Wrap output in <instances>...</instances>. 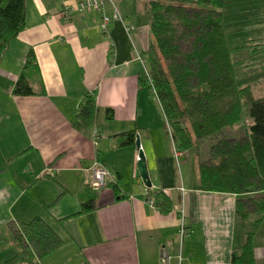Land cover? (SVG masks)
<instances>
[{"label": "crops", "instance_id": "obj_1", "mask_svg": "<svg viewBox=\"0 0 264 264\" xmlns=\"http://www.w3.org/2000/svg\"><path fill=\"white\" fill-rule=\"evenodd\" d=\"M79 1L24 0L25 27L1 57L0 153L12 161L0 176V214L7 219L0 229L8 221L34 218L52 228L63 245L36 264H159L163 246L172 264L179 255L181 264H231V255L240 253L245 234L252 232L255 263L264 264V216L257 226L256 216L241 224L235 195L206 192L199 185L198 162L208 149L172 156L177 147L165 116L133 61L135 53L148 61L146 2L116 1L122 21L104 35L97 13L75 10ZM106 13L111 15L109 4ZM30 51L36 68L26 77L34 95L13 96ZM89 97L95 114L85 126L75 115ZM127 132L134 133V142L138 137L150 188L137 171L135 145L119 147ZM95 162L109 172L108 186L98 192L89 187ZM159 191L172 204L168 213L145 203L148 194ZM22 199L12 216V206ZM89 200L93 210L75 216ZM181 223L187 235L179 247Z\"/></svg>", "mask_w": 264, "mask_h": 264}, {"label": "trees", "instance_id": "obj_2", "mask_svg": "<svg viewBox=\"0 0 264 264\" xmlns=\"http://www.w3.org/2000/svg\"><path fill=\"white\" fill-rule=\"evenodd\" d=\"M144 1L152 37L147 50L149 81L165 116L167 134L177 150L188 152L223 130L230 132L247 109L252 124L244 135L227 136L211 144L206 159L198 162L197 174L204 191L235 195L239 222L244 224L256 216L257 226L264 216V96L254 98L250 87L240 84L235 73L237 63L228 44L230 28L225 13L233 0ZM24 27V0H0V60ZM35 68L30 51L13 96L34 95L26 75ZM140 81L150 91L142 73ZM94 114L95 104L89 97L75 119L89 126ZM105 114L107 120L112 119L110 110ZM121 136L124 140L120 148L134 144L133 132ZM11 161L0 153V176L8 171ZM112 187L116 192V186ZM152 197L159 212L172 210L163 192L152 193ZM93 208L94 200L84 202L75 216ZM62 245V239L39 218L27 223L9 221L0 229V252H14L2 264H36ZM231 264H256L252 232L245 234L240 253L231 255Z\"/></svg>", "mask_w": 264, "mask_h": 264}, {"label": "rangeland", "instance_id": "obj_3", "mask_svg": "<svg viewBox=\"0 0 264 264\" xmlns=\"http://www.w3.org/2000/svg\"><path fill=\"white\" fill-rule=\"evenodd\" d=\"M225 13L230 28L228 44L232 50V57L237 63L235 73L238 82L243 86H249L254 98H261L264 96V0H233ZM251 124L252 120L245 108L240 122L233 126L230 132L223 130L211 136L199 147L203 151L218 139L227 138V136L241 137ZM1 183L2 181L0 186ZM107 186L106 184L104 188ZM25 201L22 199L16 206L13 205L15 207L12 206V216H15L17 208ZM3 220L7 219H1L0 214V222ZM250 229L251 226L246 228L247 231ZM13 254L12 249L0 252V264Z\"/></svg>", "mask_w": 264, "mask_h": 264}, {"label": "built area", "instance_id": "obj_4", "mask_svg": "<svg viewBox=\"0 0 264 264\" xmlns=\"http://www.w3.org/2000/svg\"><path fill=\"white\" fill-rule=\"evenodd\" d=\"M116 1L118 0H80L76 5L75 10L79 13H83L86 11H93L97 13L98 29L104 35H107L111 24L122 21L115 8ZM106 4H109L111 7L110 16H108L106 13ZM133 61L139 64V66L141 67V73L148 79V85L151 87L149 92L157 100L156 92L152 87L151 82L149 81V68L147 64V59L143 55L135 53V57ZM93 136L96 139L97 137L96 131L93 133ZM171 143H173L172 140ZM181 155L182 154L180 153V151L173 148L172 151L173 158L178 159L181 157ZM108 178H109V172L105 168H103L100 164L95 162L90 168V183H89L90 189L93 192L101 191L106 186ZM145 203L149 208L151 209L155 208L152 194H148L146 196ZM186 235H187V229L184 226V224L181 223L175 237V242L178 244L179 247H181ZM181 263H182V258L179 255L176 257L175 264H181ZM159 264H172V256L169 249H167L166 246H163L160 249Z\"/></svg>", "mask_w": 264, "mask_h": 264}, {"label": "water", "instance_id": "obj_5", "mask_svg": "<svg viewBox=\"0 0 264 264\" xmlns=\"http://www.w3.org/2000/svg\"><path fill=\"white\" fill-rule=\"evenodd\" d=\"M135 148L138 151V156H137V171L139 173L140 179L143 183V185L146 188H150L151 184L149 182V177H148V172H147V167L144 159V154L142 150L140 149V143L138 140V137L136 136L135 142H134Z\"/></svg>", "mask_w": 264, "mask_h": 264}]
</instances>
